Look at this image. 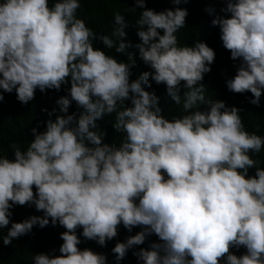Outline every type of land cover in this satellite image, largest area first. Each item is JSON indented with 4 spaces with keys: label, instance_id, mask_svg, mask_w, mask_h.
Here are the masks:
<instances>
[{
    "label": "clouds",
    "instance_id": "9594fccd",
    "mask_svg": "<svg viewBox=\"0 0 264 264\" xmlns=\"http://www.w3.org/2000/svg\"><path fill=\"white\" fill-rule=\"evenodd\" d=\"M224 3V16L205 11L231 59L240 62L226 87L251 93L249 103L259 107L264 0ZM79 8V0L51 6L49 0H0V102L3 93L15 92L27 105L37 89L59 92L70 84L56 102L63 115L53 120L56 109L48 112L45 131L33 128L26 150L12 144L14 159L0 156L3 244L36 226L59 225L65 229L60 255L37 254L33 264H107L106 255L78 247L77 232L106 247L123 225L129 233L141 231L115 244V264L152 235L159 242L133 251L142 264H264V168L250 155L261 152L264 137L246 131L241 109L206 99L203 80L216 53L201 41L179 46L187 9L157 12L136 0L130 11H143L135 23L140 43L133 45L125 42L129 26L120 12L114 13L113 39L77 18ZM95 41L126 54L128 62L94 47ZM137 56L151 71L130 80ZM150 80L165 85L176 105L183 99L182 116L165 118L159 97L145 90ZM73 102L82 109L78 118L67 114ZM113 113V130L123 134L119 146L103 143L106 133L97 124ZM33 205L42 217L12 221L15 206ZM241 247L246 254L239 257L230 251Z\"/></svg>",
    "mask_w": 264,
    "mask_h": 264
},
{
    "label": "trees",
    "instance_id": "16d2710c",
    "mask_svg": "<svg viewBox=\"0 0 264 264\" xmlns=\"http://www.w3.org/2000/svg\"><path fill=\"white\" fill-rule=\"evenodd\" d=\"M57 2V0H49V6ZM80 8L77 11V18L85 21L86 25L93 29L97 35H108L112 37V32L116 25L114 24V13L120 12L125 16L128 28L125 29L127 33L126 41L133 45L140 43L137 36V29L135 28L136 20L140 17V12L143 9L137 8L136 12L130 11V8L136 7V0H79ZM146 8L153 9L157 12L165 9H175L180 7L187 9L189 15L186 18V27L178 31L177 38L179 46H192L195 42H205L215 53V62L211 65V72L205 74L203 84L205 88V96L207 100L223 101L228 107H237L241 109L240 115L245 126L246 131L255 133L258 136L264 137V95L261 96L260 106L257 107L249 103L252 98L251 93L235 94L229 92L226 87V81L233 78L239 66V60L233 61L230 52L223 47L220 39V30L218 27L211 26L213 16L205 9H215L216 15L224 16L220 10L226 7L224 0H188V3H181L175 5L172 0H145ZM226 18H230L226 16ZM163 32L161 31V35ZM115 39V37H112ZM94 47L101 48L106 54L117 58L122 62H128L126 54L116 53L115 48L107 49L99 42H94ZM129 52L136 53L135 48L128 49ZM144 71H151L137 56L136 67L132 69L130 80H136ZM152 87L145 88L146 91L152 92L159 97V106L163 110L165 118L172 120L184 114L183 99L180 105L167 95L166 86L157 85L151 81ZM67 86H62L59 92L55 90H47L41 93L39 89L36 91L35 99L30 101L27 105L21 104L15 92L12 94L3 93L4 100L0 102V156H5L9 159H14L12 144L20 146L21 150L27 149L30 141L34 139L32 129L37 128L39 132L45 131V122L50 118L48 112L56 109L55 115L51 119L55 120L56 115H63L59 112L57 100L63 96H67ZM183 95V92L181 93ZM126 106H131L130 101L125 102ZM201 110L207 108V104L200 106ZM47 109V112L44 111ZM119 110V109H118ZM82 109H78L75 102L69 107L68 115L73 113L79 117ZM115 122V113L110 116H105L102 120H98L97 124L99 130L106 133L103 143L115 144L119 146L123 139V134L116 133L113 130L112 124ZM251 157L258 161L257 167L264 168V148L260 153H250ZM255 175V168L249 170V176ZM35 191V188L33 189ZM138 203V201H137ZM12 221L22 222L31 216H43L42 212H38L35 206H15L12 209ZM11 225H9L10 228ZM8 229H0V264H33V256L45 253L60 255L59 247L63 243L60 239V234L65 229L59 225L40 229L38 226L34 227L30 234L22 236L13 240L11 245L3 244V237L7 235ZM141 228H133L129 233L123 225L119 227V234L116 238L107 242L106 247L99 246L95 241H85L79 229L77 234L81 239V244L78 247L81 250L85 248L107 257V264H115V257L112 253V248L117 242H125L126 239L137 234ZM159 242L158 237L152 235L148 238L146 243L137 246L133 250H129L126 257L120 264H142L137 257L133 255V251H139L140 248L147 249L149 243ZM230 251L236 255L241 256L246 254V249L241 247L239 249L232 248ZM221 264H224L221 261Z\"/></svg>",
    "mask_w": 264,
    "mask_h": 264
}]
</instances>
